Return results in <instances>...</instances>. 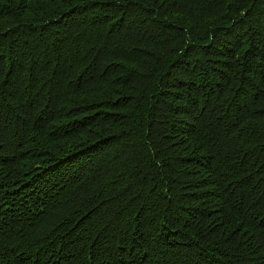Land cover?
I'll return each mask as SVG.
<instances>
[{
  "label": "trees",
  "instance_id": "trees-1",
  "mask_svg": "<svg viewBox=\"0 0 264 264\" xmlns=\"http://www.w3.org/2000/svg\"><path fill=\"white\" fill-rule=\"evenodd\" d=\"M0 264H264V0H0Z\"/></svg>",
  "mask_w": 264,
  "mask_h": 264
}]
</instances>
